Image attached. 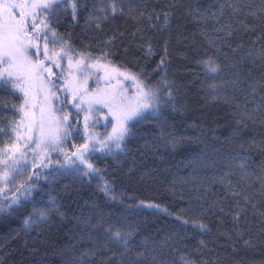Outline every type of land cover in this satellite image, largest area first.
Returning a JSON list of instances; mask_svg holds the SVG:
<instances>
[{"label":"trees","instance_id":"trees-1","mask_svg":"<svg viewBox=\"0 0 264 264\" xmlns=\"http://www.w3.org/2000/svg\"><path fill=\"white\" fill-rule=\"evenodd\" d=\"M10 3L27 5L25 12L33 5L32 0L0 2V43H6L5 9ZM117 6L122 12L106 20L100 9L108 8V0H80L76 21L70 6L55 13L58 43L49 44L48 53L60 52L65 41L72 50L65 48L62 73L53 67L59 95H67L68 102L65 112L52 108V115L62 121L71 113L70 122L79 131L58 147L30 157L19 172L12 171L17 167L8 159L12 153L0 152V176L10 177L0 183V264H126L145 247L149 261L155 255L157 264H183L182 257L193 264H264V194L257 179L264 165V0H117ZM250 9L256 14H249ZM20 12L17 8L15 15ZM90 17H99L101 26ZM111 37L114 43L106 46ZM84 51L87 64L139 74L160 89L158 106L129 123L131 136L123 151L107 154L96 144L87 163L99 174L88 176L83 175L86 164L72 154L82 150L89 133L93 141L105 138L112 122L102 118V110L87 115L85 108L79 111L71 103L64 73L70 63L84 58ZM44 52L41 40L39 50L29 48L27 57L52 66L56 58L45 60ZM208 58L219 66L214 78L201 63ZM84 72L89 82L83 92H94L99 75L91 67ZM44 73L45 81L49 74ZM29 85L31 95L35 86ZM30 95L29 103L34 99ZM23 103V93L0 86V128L20 120L23 114L14 115L13 105ZM86 116L100 121L88 132ZM24 131L27 141L26 121ZM15 139L11 131L0 134V149ZM32 147L27 156H32ZM20 157L25 156L17 153L16 159ZM245 158L248 175L237 167ZM35 167L39 169L32 172ZM105 182L111 188L107 194L102 191ZM226 184L241 194L226 193ZM22 186L30 194L22 195ZM14 198L19 203L11 204ZM237 201L244 208L239 222L234 220ZM193 222L207 225V230ZM109 227L133 233L130 251L108 239Z\"/></svg>","mask_w":264,"mask_h":264},{"label":"snow or ice","instance_id":"snow-or-ice-1","mask_svg":"<svg viewBox=\"0 0 264 264\" xmlns=\"http://www.w3.org/2000/svg\"><path fill=\"white\" fill-rule=\"evenodd\" d=\"M80 3V0H37L36 3L32 5V9L34 11L32 12H25L23 11V7H27V5L21 6L17 3H10L7 5V8L5 9L6 12L9 14V19L5 23L4 27L6 28V33L4 35V40L6 43H0V65L7 63L6 68H0V86H11L13 91H19L23 93L24 96V103L19 105L18 107L13 105L14 108V115L15 112L22 113V117L20 120H12L9 122L8 126L5 128H0V134L7 133L11 131L16 137L15 141L10 140L9 143L5 146L4 149H0V152H3L7 155V153L11 152L12 155L8 156V159L14 160L15 164L17 165L16 168L12 169L13 172H19L24 167L20 164V160L16 159L17 153H19L20 156H25L26 158V152L27 149L31 147L32 144H36L37 147H40L41 144H43L44 147H56L61 145L64 140L71 135L73 131L78 132V126L75 124H72L70 122V115L71 113H67L63 115L62 121L57 120L56 121V128L54 130L49 129L48 133L43 132V128L41 129V140L35 139L31 133L33 132V128L31 126V122L29 123L27 127V131L29 133L27 137V141H24L25 137V121L29 115L28 113V105H29V95H30V85L28 84V80L25 79L24 75L20 73V69H25V72L28 77L30 78H37L43 76V71H47L49 73V77L45 78V81L50 84V98H51V104L54 110L65 112L67 108V95L64 96V99H61V96L59 95L60 88L58 87L57 80L58 77H56V72L53 70L54 68L60 69L61 73L64 71L63 68V58L64 56L68 55V51H71V46L68 43V41H65L64 44L60 45V52H53L51 56L48 53L49 44L56 45L58 41L56 40V32L53 28V18L55 16L56 11L61 7L64 6L65 9L70 6L72 9V18L74 21L78 19V5ZM17 8H21V12L19 17H17L14 13ZM100 11L105 12L104 19L106 20L108 18V15H112L113 17L122 12V9L117 6V0H108V8H101ZM233 11H236V9H233ZM262 12H264V8L261 9ZM249 14L255 15L256 13L249 10ZM29 17L31 18V24H29ZM90 21H95L96 26L99 28L101 26L100 24V18L99 17H90ZM159 20V16L157 17ZM168 24V16H164V26H167ZM139 31V30H137ZM51 33V36H50ZM136 33H133L135 35ZM43 40L44 42V55L45 60L52 59L55 57L56 59L53 60V65L48 66L45 64L44 61L37 60L35 64H30L27 60L28 56V49L30 47H35L37 50H39L40 41ZM115 37L109 38V40L105 41V45H110L114 43ZM25 41L28 43L25 44ZM68 48V51H65V48ZM152 49L151 45L148 46L147 54L151 55ZM109 53H104L103 57L104 59L107 58ZM82 56L84 58L79 59L76 61L78 65L81 67L78 69L79 71H85L87 68L95 67L93 64H87V59L89 58V54L87 51H84L82 53ZM75 59L74 56L69 57V60ZM100 59V58H97ZM161 63H163V58L161 60ZM205 69L213 74V78L215 75L218 74L219 66L215 63V61L212 58H208L206 60L201 61ZM159 67V65H158ZM121 75H124L125 79L127 80H133L137 84V95L135 99L134 104H126L122 105L120 108V114L116 115L113 112L110 111V115H112V119L115 121V123L112 126V132L108 134L105 138L101 139L99 136L93 141L91 139V133H89V140L85 144L81 146L82 150H78V152L73 153V156H76L77 159L80 160L81 164H86L87 171L83 172V175H91V174H99V170L94 168L91 163H87L89 155L91 151L96 150V144L98 143L100 145V151L105 152L107 154H115L114 149L118 151H123L125 147V140L127 137L131 136L130 131V124L129 122L136 119V118H143L142 113L145 112V110L155 109L159 104V91L160 89L157 87L150 86L144 82V80L139 78V74L126 72L121 73ZM53 77H56L55 79ZM162 83L166 87H171V84L167 81H163ZM213 89H215V86H212ZM169 97L171 98V93L169 92ZM77 100L79 102L77 103ZM72 105L77 108L79 111H83L84 107L83 105L86 103L84 96L80 95H74L73 99L71 101ZM88 103V111L89 113L98 112L100 111L99 108H96L93 106L92 102ZM99 103V101H97ZM107 106V105H105ZM8 105L7 103L4 104V108L7 109ZM251 117V114H248V118ZM103 119L107 120V117H102ZM90 119H95L92 116H86L85 117V130L88 132L90 128H95L97 125H99L100 121L99 119H95V123L89 124L88 121ZM111 122V121H109ZM238 124H243L244 120H239L237 122ZM61 124L63 127H61ZM21 141H24V143H21ZM23 149V151H21ZM33 152H35V149H33ZM72 163H75L72 161ZM237 167L242 171L245 172L246 175L248 173L246 172V169L249 167V164L247 162V158L242 160ZM79 167H77V171H79ZM261 174L257 176V179L260 182V191L261 194H264V165L261 166L260 169ZM243 179V177H242ZM223 182V181H221ZM24 191L21 192L22 195H28L30 192L25 186H22ZM111 188L110 185L105 182L102 191H104L106 194L110 192ZM224 190L226 193H230L233 196H239L241 193L235 191L234 186L231 184L224 185ZM18 192L21 190L18 189ZM115 197H113L114 199ZM245 203H250L251 198L249 196L244 197ZM19 203L18 198H14L11 201V204ZM10 204V206H11ZM214 205L210 207H214ZM237 206L239 207V211L235 213L234 220L236 222H239L242 212L244 211V208L239 205V201H237ZM253 208H255V204H252ZM148 207H156L155 205H148ZM221 211H224L223 208L220 209ZM0 211H3L2 208H0ZM41 217H44V213H40ZM264 216V213L261 214ZM177 219H180V217H177ZM30 221L26 220L25 224H28ZM189 221L183 220V224L187 225ZM194 227L198 226L201 231L207 230V225L205 224H199L196 225L195 222H193ZM108 233V239L115 243L117 246H123L125 249V252L130 251L129 246V238L132 236L131 231H122L120 229H116L115 231L112 230L111 227L107 228L105 230ZM246 244H248V241H245ZM201 244L204 245V241H201ZM146 245V242H145ZM115 255V254H113ZM146 261L148 264H157V258L155 255L151 256V260L149 261V254L148 250L145 247V250L139 251L136 253L135 257L129 256L127 258L126 264H141V261ZM183 264H193L192 261L183 258Z\"/></svg>","mask_w":264,"mask_h":264},{"label":"rangeland","instance_id":"rangeland-1","mask_svg":"<svg viewBox=\"0 0 264 264\" xmlns=\"http://www.w3.org/2000/svg\"><path fill=\"white\" fill-rule=\"evenodd\" d=\"M0 2L3 4V0H0ZM32 2L34 4L37 2V0H32ZM32 11L34 10L30 8L27 12H32ZM28 22H31L30 17ZM32 48L33 47H30V49ZM27 60L30 64L36 63L34 60H32L29 57H27ZM6 67H7V63H6ZM80 67L81 66L78 64L70 63L67 66V69L64 73L65 74L64 80L68 83L70 87L69 89L67 87L70 96L73 97L74 95L80 93L78 96L80 95L84 96L86 101V103L83 106L85 108L87 115L88 114L90 115L88 111L87 102H92L94 107L99 108L104 112L105 115L104 117H107V119L111 120L113 126L115 121L112 119V115L109 114L110 111L116 115H119L120 114L119 110L122 105L134 104L137 95V84L134 83L133 80L125 79L124 75H121L120 73L109 67L103 66L101 64H96L95 67H91V70L99 75V77L97 78V83L99 87L94 92L85 93L83 91L85 89L86 83L89 82V76L84 71L83 72L79 71L78 69ZM20 72L23 75L27 76L25 69H20ZM44 74L45 73L43 71V75ZM27 80L29 84H33L35 86V89L31 92V95H33L34 99H31L32 102L29 103L30 110L28 111L29 115L26 119V123L28 127L29 123L31 122V126L33 128V132L31 133V135H33L35 139L41 140L42 128L44 133H48L49 129L54 130L56 128L57 118H55L52 115L53 107L51 104V98L49 92L50 87L46 84V81H44L42 77H37L33 79L27 76ZM130 90H132V94L129 93ZM97 101H99V103H97ZM77 102H79V100H77ZM109 131L110 134L112 132V127ZM26 134L28 135L29 133L26 131ZM86 142H88V140H86ZM97 145L99 144L97 143ZM48 148L50 147H44L43 144H41L40 147H37V145L34 144V147H32V151L30 152L32 156L26 155V158L20 157L21 158L20 164L28 163L30 157H34V155L45 153ZM33 149H35V152H33ZM76 149L77 146H74V150ZM35 168L38 169L39 167H35ZM48 169H49L48 167L42 168V170H48ZM9 179L10 177L8 173H3L2 176H0V183H5L9 181ZM39 218L42 217L40 216Z\"/></svg>","mask_w":264,"mask_h":264}]
</instances>
